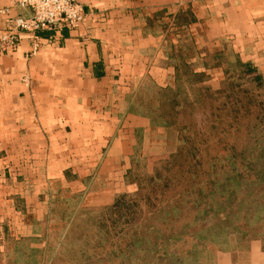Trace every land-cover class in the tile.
Listing matches in <instances>:
<instances>
[{"label":"crops","instance_id":"1","mask_svg":"<svg viewBox=\"0 0 264 264\" xmlns=\"http://www.w3.org/2000/svg\"><path fill=\"white\" fill-rule=\"evenodd\" d=\"M78 1L87 12L78 27L42 31L35 53L22 33L0 56L2 258L45 233L60 203L104 192L138 134L155 129L128 103L142 87L173 92L194 80L217 91L231 55L264 69V0ZM12 5L0 0V28L30 14L2 12ZM240 255L220 258L264 264L263 242Z\"/></svg>","mask_w":264,"mask_h":264},{"label":"rangeland","instance_id":"2","mask_svg":"<svg viewBox=\"0 0 264 264\" xmlns=\"http://www.w3.org/2000/svg\"><path fill=\"white\" fill-rule=\"evenodd\" d=\"M233 60L217 91L142 87L128 103L155 129L104 192L60 203L0 264H224L264 244V69Z\"/></svg>","mask_w":264,"mask_h":264},{"label":"built area","instance_id":"3","mask_svg":"<svg viewBox=\"0 0 264 264\" xmlns=\"http://www.w3.org/2000/svg\"><path fill=\"white\" fill-rule=\"evenodd\" d=\"M15 6L28 9L30 14L13 16L7 20L4 28H0V56L18 44L22 33L32 36V53H35L40 46L42 31L60 33L65 27L75 28L87 16L78 0H13V5L2 12L10 14Z\"/></svg>","mask_w":264,"mask_h":264},{"label":"trees","instance_id":"4","mask_svg":"<svg viewBox=\"0 0 264 264\" xmlns=\"http://www.w3.org/2000/svg\"><path fill=\"white\" fill-rule=\"evenodd\" d=\"M245 67H247V69H248L249 71H252V70H253L250 66H245ZM256 79L258 80V79H260V77H257Z\"/></svg>","mask_w":264,"mask_h":264}]
</instances>
